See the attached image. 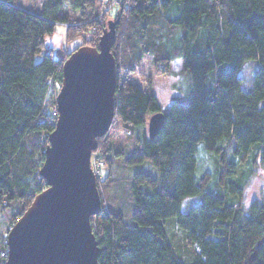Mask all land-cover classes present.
<instances>
[{
    "label": "trees",
    "instance_id": "1",
    "mask_svg": "<svg viewBox=\"0 0 264 264\" xmlns=\"http://www.w3.org/2000/svg\"><path fill=\"white\" fill-rule=\"evenodd\" d=\"M16 1L0 0V220H9L5 234L45 189L39 170L56 120L48 113L56 107L55 99L49 101L51 86L60 88L62 63L70 53L54 59L44 38L61 25L67 43L82 37V46L97 47L105 24L113 21V121L121 122L127 136L134 127L144 131L148 118L162 111L148 87L121 81V72L133 74L150 58L166 73L180 60L190 93L187 103L172 99L153 140L140 133V151L124 157L105 142L108 133L97 140L94 153L103 165L96 176L98 192L113 183L109 172L99 182L105 167H112V155L126 166L149 162L156 171V177L136 173L131 179L135 210L130 225L122 213L103 207L91 219L98 264H264V202L242 206L243 181H232L241 163L258 162L264 175V0H125L114 17L110 14L112 20L103 22L89 21L100 0H42L37 13L18 8ZM36 56H42L40 62ZM248 61L258 68L251 90L244 91L237 73ZM199 144L215 158L221 180L230 178L227 195L205 189L207 173L195 178ZM191 198L198 202L182 212ZM167 219L187 233L188 262L176 256L166 237ZM3 238L0 230V264L7 257Z\"/></svg>",
    "mask_w": 264,
    "mask_h": 264
},
{
    "label": "water",
    "instance_id": "2",
    "mask_svg": "<svg viewBox=\"0 0 264 264\" xmlns=\"http://www.w3.org/2000/svg\"><path fill=\"white\" fill-rule=\"evenodd\" d=\"M116 23H107L97 47L81 46L62 63L57 116L39 170L45 189L8 231L5 264H98L90 221L101 213V202L90 159L114 119ZM163 120V112L148 118L150 140Z\"/></svg>",
    "mask_w": 264,
    "mask_h": 264
},
{
    "label": "rangeland",
    "instance_id": "3",
    "mask_svg": "<svg viewBox=\"0 0 264 264\" xmlns=\"http://www.w3.org/2000/svg\"><path fill=\"white\" fill-rule=\"evenodd\" d=\"M40 1L41 0H17L16 3L21 8L37 12L40 7ZM100 1V10L96 8L94 12H91L89 21L99 20L100 22H103L105 19L108 21V19H111L109 17L110 14L114 17L115 8L111 9L113 6L109 7V5H107L108 0ZM64 11H67L66 3H64ZM95 32L96 29L93 28L91 33L94 34ZM84 37L88 39L89 35L85 34ZM81 38H76L67 43L65 41L64 28L61 25H55L53 34L44 38L45 49L51 51L54 59L61 58L63 53H71L78 46L81 47ZM41 59L42 56H36L35 62H40ZM257 68L256 61H248L239 69L237 76L241 79V88L244 91L251 90L253 77ZM120 74L121 81L124 79V81L137 85L142 89L148 87L149 90L154 93L155 98L161 105L162 109H165L171 99L175 96L181 95L182 101L184 103L188 102L190 80L188 74L182 73L180 60L170 63L168 71L164 73L157 70L152 65L150 58H146L137 66L135 73L127 75L126 73L121 72ZM58 91L59 86L56 84L51 86V96L49 97V101L55 99ZM55 109L56 107H49L48 113L53 114ZM131 132L130 137L127 136L126 130L122 127L121 122L118 119H115L108 131V137L105 142L113 147L115 154L118 153L124 157H128L131 154L140 151L139 148L136 147V140H141V132L148 136L147 122L144 131H140L139 127H134L131 129ZM110 158L112 160V167L110 169L105 167L101 172L99 182H102L110 173V180H113V183L107 187L100 188L99 196L101 207L105 210H110L111 212L122 213L125 224L130 225L132 222L131 217L135 210L130 195L131 179L136 173H144L151 177H156V171L149 162H144L140 165L126 166L122 157L118 158V156L115 157L112 155ZM195 160V178L198 180L205 173L210 176L205 189L207 191H214L216 193L227 195L228 191L226 187L227 184L231 183L230 178L225 177L223 181L221 180V170L218 168L215 158L213 155L204 151L200 144L197 146ZM233 171L235 175H233L232 181L236 179H241V181H243L244 191L241 203L242 206L247 207L250 202L258 199H262L264 202V175L259 163L257 162L253 166L246 163L237 164V167ZM221 182H223L225 186H223ZM196 202H198L197 198L185 200L181 207L182 212H186L188 208ZM2 216L3 215L0 214V217L4 219ZM8 221V219L5 222L4 220H0V230L1 234L4 236L3 240L5 243L7 236V233L5 234V228L8 226ZM164 230L176 256L184 262H188L192 246L187 245V242L185 241L187 233L175 227L174 219H167L164 221Z\"/></svg>",
    "mask_w": 264,
    "mask_h": 264
},
{
    "label": "built area",
    "instance_id": "4",
    "mask_svg": "<svg viewBox=\"0 0 264 264\" xmlns=\"http://www.w3.org/2000/svg\"><path fill=\"white\" fill-rule=\"evenodd\" d=\"M125 0H108L107 2V5H109V7H111V9L113 8H118L120 7L121 5H123ZM53 115L57 116L56 114V109L55 111H53ZM102 162L98 159V157L96 156V154L93 152L92 155H91V159H90V167H91V170L96 178V176H98L99 174V169L102 167Z\"/></svg>",
    "mask_w": 264,
    "mask_h": 264
},
{
    "label": "crops",
    "instance_id": "5",
    "mask_svg": "<svg viewBox=\"0 0 264 264\" xmlns=\"http://www.w3.org/2000/svg\"><path fill=\"white\" fill-rule=\"evenodd\" d=\"M41 4H42V0L40 1V7H41ZM18 6V5H17ZM40 7H39V9H38V11L40 10ZM18 8H20V9H22V10H25V11H29V12H34V13H37V12H35V11H31V10H28V9H25V8H21V7H19L18 6ZM153 95H154V93H152ZM155 96V95H154ZM174 98H181V95L180 96H175V97H173V99ZM171 101H172V99H171ZM171 101H170V103H171ZM159 103V102H158ZM170 103L168 104V106L165 108V109H162V107H161V105H160V107H161V111L164 113V112H166L167 110H168V108H169V106H170Z\"/></svg>",
    "mask_w": 264,
    "mask_h": 264
}]
</instances>
